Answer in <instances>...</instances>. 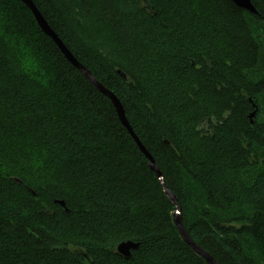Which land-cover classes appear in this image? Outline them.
Returning a JSON list of instances; mask_svg holds the SVG:
<instances>
[{"label":"trees","instance_id":"trees-1","mask_svg":"<svg viewBox=\"0 0 264 264\" xmlns=\"http://www.w3.org/2000/svg\"><path fill=\"white\" fill-rule=\"evenodd\" d=\"M32 1L120 100L191 241L264 264V0ZM177 209L112 101L0 0V264H208Z\"/></svg>","mask_w":264,"mask_h":264},{"label":"water","instance_id":"water-1","mask_svg":"<svg viewBox=\"0 0 264 264\" xmlns=\"http://www.w3.org/2000/svg\"><path fill=\"white\" fill-rule=\"evenodd\" d=\"M19 1L25 4L30 9L36 22L41 28V30L47 36L51 37L55 41V43L58 45V47L60 48L62 53L65 55V57L69 60V62L72 63L76 68H78L92 84H94L104 95H106L112 101L121 123L128 129L130 134L133 136L135 142L137 143L139 148L142 150V152L145 154V156L149 160L150 168L158 176L161 183L163 184L166 194L169 196V198L172 200L175 206H177L178 209L174 215V223L181 237L195 252H197L200 256H202L207 261L208 264H218L206 252H204L196 244H194L189 238L185 228L183 227L181 223V218H180L181 209L179 207L178 200L175 197V195L165 186L163 174L156 167L152 156L149 154V152L144 148V146L141 144L139 139L136 137L127 119L125 109L123 105L121 104L120 100L112 92H110L109 90L104 88L99 82H97V80L93 77L91 72H89L84 66H82L75 59V57L71 54V52L65 47L63 42L58 38V36L54 33V31L49 27L48 23L43 18L39 10L36 8L32 0H19ZM232 1L239 8L244 9L252 14H255V15L257 14V11L252 3V0H232ZM60 204L62 206H65L64 202H60ZM138 248H139L138 244L128 241V242L121 243L117 248V252L119 253V255L123 256L126 260H129L132 258L133 251L138 250Z\"/></svg>","mask_w":264,"mask_h":264}]
</instances>
